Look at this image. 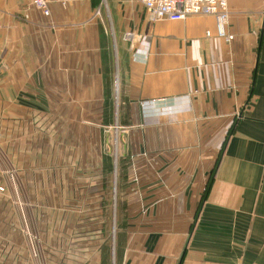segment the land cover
I'll use <instances>...</instances> for the list:
<instances>
[{"label": "crops", "instance_id": "obj_1", "mask_svg": "<svg viewBox=\"0 0 264 264\" xmlns=\"http://www.w3.org/2000/svg\"><path fill=\"white\" fill-rule=\"evenodd\" d=\"M228 10L0 0V264H264V0Z\"/></svg>", "mask_w": 264, "mask_h": 264}, {"label": "built area", "instance_id": "obj_2", "mask_svg": "<svg viewBox=\"0 0 264 264\" xmlns=\"http://www.w3.org/2000/svg\"><path fill=\"white\" fill-rule=\"evenodd\" d=\"M53 0H32V6L43 12L44 16L50 15V5ZM62 6H66L69 2H77L80 0H57ZM143 4L147 19L149 22H157L159 20L184 21L191 16H214L216 19L217 34L219 38L226 42H232L234 36L227 31L229 20L228 0H140ZM100 14V8L96 15ZM264 37V26H263ZM125 39L131 44L135 41V34L129 32L125 35ZM2 159V150L0 148V161ZM7 174L10 182L15 185V171L4 172ZM3 173V174H4ZM2 175L0 170V176ZM5 187L0 186V193L5 192ZM33 242L32 238L29 240Z\"/></svg>", "mask_w": 264, "mask_h": 264}, {"label": "rangeland", "instance_id": "obj_3", "mask_svg": "<svg viewBox=\"0 0 264 264\" xmlns=\"http://www.w3.org/2000/svg\"><path fill=\"white\" fill-rule=\"evenodd\" d=\"M103 8H106V5L103 3ZM146 18H147V15H146ZM151 23V22H150ZM1 148V147H0ZM2 150V158H3V149L1 148ZM2 160V159H1ZM2 161H0L1 163ZM13 169V168H12ZM12 171H15V170H12ZM16 172V171H15ZM17 179V177H16ZM17 182V180H16ZM15 182V183H16ZM15 204L18 206V208L21 210V209H25V206L27 205V203L25 201H23L22 199L19 198V196L15 199ZM23 211V210H22ZM23 213V212H22ZM26 220V219H25ZM23 231H24V234L27 236L28 238V241L32 238L33 242L31 243L30 241V245L31 247L33 248V250H37V243H38V236L35 234V230L33 229L32 226H29L28 222L26 221L25 224H24V228H23Z\"/></svg>", "mask_w": 264, "mask_h": 264}, {"label": "trees", "instance_id": "obj_4", "mask_svg": "<svg viewBox=\"0 0 264 264\" xmlns=\"http://www.w3.org/2000/svg\"><path fill=\"white\" fill-rule=\"evenodd\" d=\"M101 2V0H93V3H95L96 5L99 4Z\"/></svg>", "mask_w": 264, "mask_h": 264}]
</instances>
